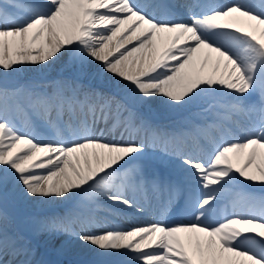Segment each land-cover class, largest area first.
I'll use <instances>...</instances> for the list:
<instances>
[{
	"label": "snow or ice",
	"instance_id": "1",
	"mask_svg": "<svg viewBox=\"0 0 264 264\" xmlns=\"http://www.w3.org/2000/svg\"><path fill=\"white\" fill-rule=\"evenodd\" d=\"M173 7L0 0V74L67 57L80 73L97 67L110 87L71 80L0 87V184L21 200L73 204L50 227L83 225L75 235L111 258L103 264H264V195L244 191L258 185L264 193V0L195 3L183 18ZM153 102L199 105L202 122L156 128L139 111ZM20 113L31 118L26 127L17 124ZM113 131L120 139L108 138ZM156 143L166 153L171 145L178 180L138 163ZM185 190L191 219L115 222L122 212L143 213L138 193H153L167 210ZM229 195L231 211L214 219ZM102 200L112 220L97 223ZM92 224L97 230H86ZM17 245L0 226V254L26 252Z\"/></svg>",
	"mask_w": 264,
	"mask_h": 264
},
{
	"label": "bare ground",
	"instance_id": "2",
	"mask_svg": "<svg viewBox=\"0 0 264 264\" xmlns=\"http://www.w3.org/2000/svg\"><path fill=\"white\" fill-rule=\"evenodd\" d=\"M140 2L141 3H148V2L151 3L150 0H140ZM91 68H93L92 71H90ZM76 71L79 72L78 68L73 66L67 57H63L60 60H58L56 63L51 64L46 69L37 70L34 68H28L27 70L19 71L15 74H12L11 76L20 77V79L22 77H29L30 75L31 76L33 75V77H35V78H38V76H39V77H41L40 78L41 84H46L49 81H55V80H71V81H75V82L81 84L84 88L91 87L88 84L94 85L95 83L96 84L100 83L105 87L107 86L106 84H108L107 83L108 81H106L104 79L103 74L102 73L98 74L99 69L95 66L88 68L87 71H85L87 73L84 72L85 74L84 73L82 74L84 77L81 79H73V77L70 76L71 73H74ZM66 73H69V75ZM97 75H98V77H97ZM1 76L2 75L0 74V77ZM28 84H30V83H28ZM96 88H98V87H96ZM148 107L151 110H153L154 112H156V111L160 112L161 111L162 113H160L161 115H159V116L176 114V116H173L171 118H169V117L166 118L167 119L166 121H168V122L169 121L173 122L174 119L182 118L183 116H186V114H187L184 111V109H174L171 107H167L161 102H153ZM197 107H200V106L197 105ZM149 108L147 109V112H150ZM180 112H182L183 114H181ZM16 121H17L18 126L26 127L27 123H31V118H26L23 113H20L17 115ZM170 124H173V123H170ZM106 135L108 136L109 139H112V138L120 139V134L118 136H116V135L112 136L110 133H106ZM125 138H127V137H125ZM217 138H219V136ZM190 142L192 143V141H190ZM155 145L157 147H159L161 150L165 149V146L162 143H156ZM199 148L201 149V146H199ZM201 150H203V149H201ZM203 151H207V150H203ZM145 155H147V156H150V155L151 156H158V157L161 156L160 157L161 160L166 162L165 165L168 168L173 169V171H175L178 176H181L179 168L176 167L178 162L176 161L174 156H170V154L167 156H162L160 153L154 152V151L146 152ZM168 158H169L170 162L166 161ZM153 169L156 170V168H153ZM252 186H258V185H252ZM244 191L249 192V193H253V194L259 196V194L252 192L250 190V187H246L244 189ZM138 195L140 197L139 200L142 203V202H145V201H142L143 199H145L147 201V199L150 198L151 192L138 193ZM17 202H18V200H17ZM175 202L167 209L169 216L173 215L175 207H178V206L174 205ZM56 203H61V202L45 203V202L36 201V200L28 201V200H21L20 199V201L17 205V208L15 210L17 215H19V214L22 216L25 215V218L30 222V224H32V225H30L31 228H30L28 233H29L30 237L33 238V240H36V238H38L37 239L38 241L39 240L42 242L46 241L47 242L46 244L48 246L54 245L52 247H55V244H56V246L59 247L56 249L54 248L55 252H57L56 258L54 256L55 253L54 254L48 253L47 255H45V259L46 258L50 259V260H52V262L54 260V262H56V263L61 262V260H64L66 262V259H70L72 264H103V262L111 259L109 257H105V256L101 255L100 250L96 249L92 245L87 244V243H85L82 240L77 238L75 233L81 231V229L83 227V225H81L78 222L73 223V225L70 224L71 226L67 225L68 228L70 229V231H64L63 228H60V229H62V231L65 232L64 234H72V235L68 239H66L62 244L57 245L62 241L61 240L62 237L60 236L58 239L54 237V234L57 233V230L51 229L50 222L52 221V219H49V218L47 219L46 217L52 216L53 219H56V220L64 219V217H60L59 214L65 213V214H67V217H68V214L71 212V209H73V208L69 207L67 210V209H65V207H53V206H55ZM108 203L109 202H107L106 200L100 201L101 207H99V208H101L102 212H100V213L103 214V216L110 218L111 216L108 215V209L106 207H104V205H106ZM231 203L232 202H230L227 207H225V205H221L219 208L220 212L216 213L212 217L215 219V218L223 216L225 210L228 208H231ZM146 204H148V203H146ZM71 206L74 207L73 204H71ZM99 208H97V209H99ZM152 211H153V213L150 212V214H153V215H148L149 217L146 216V211H143V213L133 212L131 210H129L127 212H122L119 215L120 219H117L115 222L126 224L127 222L133 221V220H139L141 222H149V220L152 222H155L157 220H163L161 217V214L158 212V210L156 208H152ZM95 212H98V210H95ZM42 214H44L45 216ZM94 217H95V219L96 218L99 219L100 222L106 221V220H102V218L97 217L95 214H94ZM186 218L191 219V216L186 217ZM110 219L112 220V217ZM94 226H95V228H97V224H94ZM90 229L91 228L89 225V227L86 230H90ZM58 235H59V233H58ZM31 238H28V240L31 241L32 240ZM44 246H45V244H44ZM41 248H43V245ZM3 256H5V255H3ZM6 257L10 258L11 255H6ZM32 260L33 259L31 258L30 261H32Z\"/></svg>",
	"mask_w": 264,
	"mask_h": 264
},
{
	"label": "rangeland",
	"instance_id": "3",
	"mask_svg": "<svg viewBox=\"0 0 264 264\" xmlns=\"http://www.w3.org/2000/svg\"><path fill=\"white\" fill-rule=\"evenodd\" d=\"M92 70H93V68L90 69V71H92ZM76 72L71 73L70 76H76L77 75V76L83 77V75H82L83 73H79L78 71H76ZM85 73H87V72H85ZM66 74L69 75V73H66ZM1 75H2L0 77V79H1L0 80V84L1 85H3L6 82V79L7 80H14V83H19V84L23 83V85H26L28 83H30V84H33V83L39 84L40 83L41 84V81H40V78L41 77H39V76H38V78H35V77H33V75L32 76L30 75L29 77H22L20 79V77H13L11 75H9V76H4L3 74H1ZM97 77H98V75H97ZM50 82L51 81L47 82L46 84H48ZM97 84L98 85H101L100 83H97ZM106 85H107L106 86L107 88H110L109 87V84H106ZM99 89H103L105 92H108L109 91V90L107 91L103 86H99ZM193 106H195V105H193ZM193 106H191L189 108H185L184 111H186V113H187V109L193 108ZM199 110H202V109H199ZM191 111L193 112L195 110L192 109ZM156 112L159 115H161L160 113H162L161 111L160 112L156 111ZM143 113H145V112H143ZM155 118L156 119H159L157 116H155ZM189 118L197 121L196 116L191 115ZM160 124H161V122H160ZM212 132H214V131H212ZM152 149H156V148L149 146L147 150L150 151ZM162 153L166 155V153H164V152H162ZM17 200H18V202H17ZM19 201H20V198L15 194V192H14L13 187H12L11 184H9L7 186H5L3 184H0V214H3L6 217V220L0 221V226H6L8 233L10 235H14V236H16L18 238V245H17V247L26 250V252H21L19 254H15V255L11 251H9V252H7L5 254H0V264H15L17 262H20L22 264V263H24L23 262V257L25 256V253H27V252L33 251L35 253L37 251V249H41L40 251H42V249L44 247H46V248L50 249L49 252H51L52 254H54L55 253V249L56 248H59V247L56 246V244H55V247H52L54 245H49L48 246L46 244L47 243L46 241H44V242H42L40 240L38 241L37 240L38 238H36V240H33V238L30 237V235H29L28 232H29V230L31 228L30 225H32V224H30V222L25 218V215H23V216L20 215V214L17 215L16 214V211H15L16 208H17V205H18ZM96 210H98V212H102L101 208L96 209ZM98 212H95L94 213L97 217L102 218V220H106V221H110L111 220L110 219L111 217L110 218L105 217V216H103L102 214H100ZM42 215H44V214H42ZM59 216L62 217L64 215L62 213V214H59ZM46 218L47 219L49 218V219H52L53 220V217L52 216H49V217H46ZM95 220L98 223L100 222V220L97 219V218ZM70 224L71 223H68L69 226H71ZM90 228H91L90 230H97V228H95L94 224L90 225ZM58 233H59V235H58ZM64 233L65 232L62 231V229L59 228V229H57V233L54 234V237L57 238V239L60 236L62 237V239H61L62 241L59 244H57V245L62 244L66 239H68L72 235V234H64ZM28 238H31L32 240L30 241V240H28ZM39 242H40V244L37 245ZM44 244H45V246H44ZM42 245H43V248H41ZM3 255H5V256H3ZM6 255H11V257L10 258H7ZM53 264H66V263H65L64 260H61V262H57V263H53ZM71 264H72V262H71Z\"/></svg>",
	"mask_w": 264,
	"mask_h": 264
}]
</instances>
